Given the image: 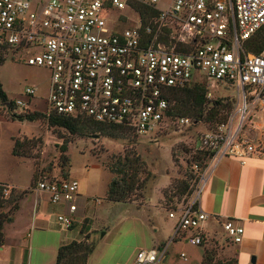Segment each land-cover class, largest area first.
I'll return each instance as SVG.
<instances>
[{
	"label": "built area",
	"instance_id": "obj_1",
	"mask_svg": "<svg viewBox=\"0 0 264 264\" xmlns=\"http://www.w3.org/2000/svg\"><path fill=\"white\" fill-rule=\"evenodd\" d=\"M136 3L159 13L142 27ZM122 11L136 15L137 21L121 14L110 29L107 17ZM263 26L264 0H0V53L50 73L49 110L131 127L138 136L159 131L166 121L167 88L185 87L199 75L234 86V112L201 140L204 148L215 151L214 159L245 157L262 146L249 134L254 118L264 119V52L245 53L244 43ZM179 46L186 54L175 52ZM215 86L207 84L208 99ZM24 93L32 97L35 90L28 87ZM14 104V111L28 110L22 100ZM178 123L183 127L192 121L182 118ZM78 189V182L69 179L36 185L51 205H66L68 214L57 217L66 229L73 225ZM11 192L3 185L4 199ZM201 192L199 185L187 204L169 213L177 216L175 236L191 232L187 241L192 246L204 244L198 229L207 216L194 208ZM223 230L229 242L242 241L244 229L234 221H226ZM163 254L140 250L134 264H158Z\"/></svg>",
	"mask_w": 264,
	"mask_h": 264
},
{
	"label": "crops",
	"instance_id": "obj_2",
	"mask_svg": "<svg viewBox=\"0 0 264 264\" xmlns=\"http://www.w3.org/2000/svg\"><path fill=\"white\" fill-rule=\"evenodd\" d=\"M251 129L249 136L255 134L252 138L264 144V119L254 118ZM10 156L21 163L11 150ZM68 179L76 180L70 175ZM0 184L20 192L7 177L0 176ZM199 185L202 192L196 206L207 216L198 229L204 242L225 237L226 258L234 257L237 264H264V153L217 157L210 162ZM21 191L13 220L4 226L0 264H55L61 246L82 238L84 221L87 234L105 229L87 264H134L138 251L149 249L164 251L158 256V264H201L204 247L188 243L192 233L182 231L175 236L177 216L170 218L169 213L176 210L166 206L164 190H148L139 207L103 203L97 198L90 204L93 197L87 194L86 186L79 184L72 229L57 222L59 215L68 214L66 205H51L48 194L36 187ZM111 213L117 214L113 222L109 221ZM228 220L244 229L238 244L226 239L223 224Z\"/></svg>",
	"mask_w": 264,
	"mask_h": 264
},
{
	"label": "rangeland",
	"instance_id": "obj_3",
	"mask_svg": "<svg viewBox=\"0 0 264 264\" xmlns=\"http://www.w3.org/2000/svg\"><path fill=\"white\" fill-rule=\"evenodd\" d=\"M164 2L166 3L167 0ZM158 7L163 9L166 5L159 3ZM121 14L127 15L132 22L137 21L136 15L127 11L116 12L107 17L110 29L118 24V17ZM126 26L122 25V27ZM5 56V63L0 67L2 89L9 101L22 100L28 105L26 107L29 110L28 112L17 110L12 113L25 115L33 111L41 113L47 111L50 73L47 70L17 62L9 55ZM197 81L216 85L210 88L214 97L230 98L238 103V92L234 86L215 83L205 75H199ZM28 87L35 90L32 97H26L24 93ZM12 113L7 105L0 103V176L9 178L20 191L12 189L13 193L7 199L3 198L5 212L11 211L14 204L12 201L20 198L21 190L36 187L38 181L68 179L69 175L71 179H76L81 187H87V194L93 197L90 199V204L96 198L102 199L103 203H108L103 198H105L108 183L112 176L116 175L111 174L106 168L115 165L118 161H124L126 156L131 162L136 163L138 160L135 165L141 172L139 182L144 187L138 189L140 192L135 194L142 195V191L154 189L167 191L168 195H171L172 187L178 181L192 179L191 183H193L195 180L198 172L193 168L195 165L193 157L199 151V138L214 125L212 122H200L181 127L178 123L179 119H168L155 133L144 136L129 135L128 139L123 140L106 138L100 134H89L86 137L71 135L66 130L49 127L45 120L12 121L10 118ZM250 120L247 126L250 125ZM247 126L244 129H247ZM254 135L251 137H256ZM14 141L20 143L17 149L19 156L14 158L21 163L14 160L13 162L10 158ZM259 141L262 145L259 149L261 153H264V144L261 140ZM64 143L67 145V152L64 154L69 159V163H63L60 158L62 155L60 148ZM173 201L176 203V199ZM187 203L188 200L185 203L181 202L179 207ZM92 207L93 205L87 213L88 216L92 214ZM80 210L82 211V208ZM116 216V213H111L109 221L113 222ZM214 239L216 238L207 243L205 241L202 247L204 250L217 249L218 260H223L227 257L224 252L225 237L221 236L218 241Z\"/></svg>",
	"mask_w": 264,
	"mask_h": 264
},
{
	"label": "trees",
	"instance_id": "obj_4",
	"mask_svg": "<svg viewBox=\"0 0 264 264\" xmlns=\"http://www.w3.org/2000/svg\"><path fill=\"white\" fill-rule=\"evenodd\" d=\"M135 8L139 12L142 27L150 22L151 17H155L159 13L157 9L148 8L138 3L135 4ZM244 51L245 53L253 55H260L264 52V26L244 43ZM175 52L186 54V50L180 46ZM5 55L7 54L0 53V67L5 63ZM207 93L208 88L205 81H194L182 88H167L164 91V98L169 105V109L166 112V121L168 119L187 118L192 121V124L212 122L215 126L213 125L206 133L217 131L220 125L227 122L228 117L235 109L236 102L230 98L213 97L212 99H208ZM0 103L7 105L11 113L14 112V101L8 100L6 93L2 89L1 81ZM28 111L29 110H25V112ZM10 118L12 121L17 120L20 122L45 120L51 128H60L66 130L71 135L80 137H86L89 136V134H100L110 139L125 140L128 139L129 135L138 136L131 127L113 126L95 122L84 115H60L49 109L42 113L33 111L25 115H15L12 113ZM202 136L203 134L199 138V151L196 153L197 155L193 157L195 160L193 168L198 172L193 183H191L192 179L188 181L181 180L172 187L173 193L171 195H168L167 191L163 192L166 206L170 209L177 210L181 202L185 203L187 200H190L196 191L201 177L206 172L210 162L214 159L215 151L202 146ZM19 146L20 143L14 141L11 152L12 156H19L17 151ZM60 151L62 154L60 158L63 163H69V159L64 154L67 152L66 143L61 146ZM132 160L135 161V159ZM137 163L138 160L134 163L126 156L124 157V161H118L115 165L106 168L111 174H115L116 176H112L108 185L104 198L105 202L112 204H135L138 207L142 206L147 190L142 191V195L135 194V192H140L138 189L140 190L144 187V185L142 186L139 182V174H141V172L138 171L140 168L135 165ZM33 184L34 182L32 181V185ZM174 199H176V203L173 201ZM18 201L19 199L12 201L14 204L11 207V211L5 212L3 210L5 207V202L3 201V185L0 184V247L4 244V226L12 222L14 213L18 208ZM194 208L197 209V206L195 205ZM85 223L86 221L81 224L80 234L82 238L79 241H73L61 246L57 251L55 264H87L88 258L93 253L97 243L105 235V229L87 234L84 230ZM72 227L70 229H72ZM216 250L217 249L204 250L201 264H237V260L234 257L218 260V253Z\"/></svg>",
	"mask_w": 264,
	"mask_h": 264
}]
</instances>
